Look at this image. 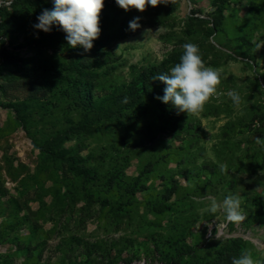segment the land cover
Returning a JSON list of instances; mask_svg holds the SVG:
<instances>
[{
    "label": "rangeland",
    "instance_id": "rangeland-1",
    "mask_svg": "<svg viewBox=\"0 0 264 264\" xmlns=\"http://www.w3.org/2000/svg\"><path fill=\"white\" fill-rule=\"evenodd\" d=\"M218 1L178 0L161 25L149 6L132 9L122 18L127 26L140 18L134 34L111 43L107 56L98 50L83 58L96 63L91 92L98 101L195 43L205 65L221 73L201 111L170 106L163 118L162 89L131 113L126 128L72 135L82 111L62 98V72L30 78L18 64L57 66L79 50L47 39L32 27V12L0 0V71L9 76L0 78V264H161L154 244H163L169 228L196 248L239 238L254 259L264 258V215L244 204L254 195L264 201V0H224L221 13ZM216 14L222 32L212 31ZM191 16L205 23L186 29ZM230 90L239 92V105ZM55 141L59 150L90 157L89 183L44 153L42 146ZM204 165L214 166L212 173ZM183 170L193 174L190 180ZM140 176L144 189L134 197L118 193ZM229 194L240 197L246 214L240 223L226 222L222 209L209 210L213 198L220 203ZM158 201L172 211L154 214L150 204Z\"/></svg>",
    "mask_w": 264,
    "mask_h": 264
},
{
    "label": "trees",
    "instance_id": "trees-1",
    "mask_svg": "<svg viewBox=\"0 0 264 264\" xmlns=\"http://www.w3.org/2000/svg\"><path fill=\"white\" fill-rule=\"evenodd\" d=\"M176 1L178 2V0H164V3L157 4L155 7L149 6L159 25L164 24L166 18L174 12ZM14 2L24 7L25 11L32 12L31 16L35 21H37V16L45 9L51 10L53 8L52 0H14ZM225 4L226 1L224 0L218 1L216 6L217 13H221L225 9ZM132 9L135 8H129V10L125 11L115 4H109L107 0H104V5L99 13L100 35L93 41V47L90 50L85 52L81 47L77 46L74 49L75 51H79L76 52L74 56L66 58L65 63L58 64L57 66L31 65L26 61H20L18 64V69L21 71V74L30 78L42 79L44 78L45 72L49 74H54L57 71L62 72L60 78H65L64 87L60 92L62 98H68L73 107H78L82 111V118H80L76 124L70 125L72 129L70 133L72 135L81 134L89 130H96L104 133L111 128L120 129L129 126L130 122L127 121H130L129 116L131 113L135 111L136 115L138 110L148 107V104L153 101L165 87L163 82L152 80V78L160 73L168 71L179 61V57L182 54L181 50H172L162 62L143 68L133 77L128 85L121 87V89L117 90L114 94L106 96L98 101L94 99V94H92L91 91L96 89L95 83L98 75L92 72L91 69L96 67V63L95 61L85 62L83 58L87 57L88 54H96L98 50L104 51V55L107 56L109 52L107 48H109L111 43L124 40L134 34L137 28L135 30L129 29L125 23V19L122 18L125 12H129ZM1 10L2 13H5L4 7ZM192 13L194 12L192 11ZM213 21L212 31L222 32L221 17L217 15ZM204 23L205 21L203 19L191 16L188 18L186 29ZM43 33L44 36L52 42L59 43L65 48H72L65 40L66 34L59 30L58 26H53L52 30L48 33ZM4 58L5 61H11L9 57L4 56ZM63 73L65 74L63 75ZM0 78L8 80L9 76H2V72L0 71ZM169 107L170 105L164 104L161 101L157 102V109L164 115L163 118L166 117ZM168 116L169 115H167V117ZM22 121L25 122V119H22ZM59 147L60 142L55 141L52 144H45L42 146V149L50 159L63 163L69 173L89 183V180L92 179L91 176L93 172V169L88 166L90 157L73 155L66 151L59 150ZM152 167L153 166L150 165L147 170L150 171L153 169ZM203 167L206 171L212 173L211 171L214 166L204 165ZM182 174L185 179L189 180L193 176V174L189 173L187 170H183ZM140 178L141 176L138 177V184L136 180L133 184L128 183L123 190L121 188H116V190H118L121 196L125 195L126 198L134 197L136 191L144 189L140 182ZM173 187H175V185ZM125 204H127V202H125ZM244 204L245 208L256 207L258 209L255 213L256 216L261 218V215H264V201L262 198L255 195L246 197ZM122 206L123 203L120 204V210H122ZM150 207L152 212L156 215H164L172 211L171 206H166V204L161 201L151 203ZM187 224H189V222H187ZM171 229L172 228H169V233L164 237L161 246H159L157 242L154 244L159 250L157 256L161 264H231L232 258L239 257L245 250L239 238L224 239L216 247L206 245L203 248H196V246L191 244L187 245L181 243L175 230L171 231ZM131 261V259H128L125 260V263L129 264ZM261 264H264V258L261 259Z\"/></svg>",
    "mask_w": 264,
    "mask_h": 264
},
{
    "label": "clouds",
    "instance_id": "clouds-1",
    "mask_svg": "<svg viewBox=\"0 0 264 264\" xmlns=\"http://www.w3.org/2000/svg\"><path fill=\"white\" fill-rule=\"evenodd\" d=\"M160 3L164 0H115V4L125 11L135 8L143 12L146 6L155 7ZM52 4L51 10L45 9L37 16L32 27L48 33L53 26H58L66 34L65 40L70 47L79 46L85 52L90 50L100 35L99 13L104 0H52ZM139 19L134 17L129 21V29L140 27ZM182 49L179 61L152 80L165 85L163 95L157 97L161 102L172 106L178 113H197L217 91L221 73L204 64L197 44L188 42L182 45ZM227 96L234 105L240 104L239 92L230 90ZM218 209H222L225 221L229 223H240L246 218L240 197L235 194L226 195L220 203L213 198L209 210L215 213ZM231 264H261V261L254 259L250 250H244L239 257L232 258Z\"/></svg>",
    "mask_w": 264,
    "mask_h": 264
}]
</instances>
